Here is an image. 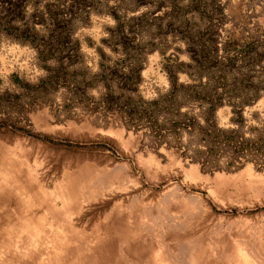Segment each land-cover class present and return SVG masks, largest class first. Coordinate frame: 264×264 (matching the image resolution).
<instances>
[{
	"label": "rangeland",
	"instance_id": "obj_1",
	"mask_svg": "<svg viewBox=\"0 0 264 264\" xmlns=\"http://www.w3.org/2000/svg\"><path fill=\"white\" fill-rule=\"evenodd\" d=\"M0 264H264V0H0Z\"/></svg>",
	"mask_w": 264,
	"mask_h": 264
}]
</instances>
